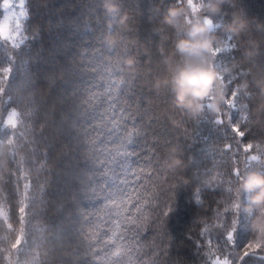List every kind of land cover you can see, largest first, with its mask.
<instances>
[{
  "label": "trees",
  "instance_id": "16d2710c",
  "mask_svg": "<svg viewBox=\"0 0 264 264\" xmlns=\"http://www.w3.org/2000/svg\"><path fill=\"white\" fill-rule=\"evenodd\" d=\"M172 3L173 0H25L23 42L13 47L0 39V68H11L0 95V174L5 177L2 186L6 192L5 200L0 193V207L7 211L9 205L13 222L17 221L19 191L14 177L4 171L5 165L13 168L15 161V144L9 138L20 141L19 131H25L32 138L25 141L26 167L35 172L41 160L46 165L40 174L46 177L45 186L28 202L26 242L20 250L25 264H94L87 230L105 202L100 185L107 183L112 187L113 180L101 175L102 166L86 156L90 126L99 119L106 99L101 97L89 106L84 102L90 92L106 87L100 77L113 66L117 55L126 57L122 62L129 69L134 65L132 57L136 60L135 74L123 73L125 82L117 93L138 108L134 125L138 133L129 148L140 155L128 157L125 162L135 165L148 154V148L156 150L153 162L162 160L160 167L178 184L172 210L165 220L170 258H179L181 264H206L207 258L197 246L198 241L202 242L201 221L211 224L218 206L223 207L218 201L225 196L230 199L223 187L209 186L206 179L212 169L219 170L222 145L234 144L230 125L215 123V114L224 107L225 81L233 76L236 79L228 85L229 93L235 85L247 81L253 95L250 98L244 91L239 93L237 107L231 110V123L258 102L257 82L264 80V0H196L202 5L198 15L213 20L212 34L219 37L216 47H230L224 34H231L234 39L230 43L236 45L215 59L208 58L222 79L206 98L197 101L203 105L200 110L175 104L173 76L183 64L177 60V56L182 57L177 42L186 36L190 25L185 23V15L188 13L191 18V9ZM209 4H217V9L211 10ZM173 8L178 14L169 16V9ZM214 24H220V28ZM117 34L124 42L132 40L135 46L124 52ZM174 35L176 55L170 52L162 57L159 48H170ZM164 36L168 39L163 40ZM161 61L169 64L171 70L164 79L156 80L166 72ZM114 74L121 75L118 70ZM206 100L210 107H205ZM171 101L191 118L182 113L161 112L170 107ZM12 108L20 111L24 125L31 124V129L21 126L14 132L4 126L3 120ZM259 111L264 117V108ZM41 125L43 131L37 132ZM261 135L257 126L244 139L257 140ZM29 143L36 144L35 151H28ZM228 155L224 153L223 159L227 160ZM38 183L39 178H34V186ZM258 190L242 189L250 198L244 203L251 205L259 232L264 231V218L256 216L255 210L260 206L252 201ZM231 215L227 214L229 218ZM245 222L242 211L241 226L235 233L238 248L250 237ZM211 235L223 245L222 230L213 229ZM8 239L10 234L0 222V243ZM151 241L149 232L143 242L150 246ZM244 264L264 261L249 257Z\"/></svg>",
  "mask_w": 264,
  "mask_h": 264
},
{
  "label": "snow or ice",
  "instance_id": "6c2138e0",
  "mask_svg": "<svg viewBox=\"0 0 264 264\" xmlns=\"http://www.w3.org/2000/svg\"><path fill=\"white\" fill-rule=\"evenodd\" d=\"M177 3L191 9L187 0H173L171 5ZM195 3L196 0H193V4ZM3 7H10L7 0ZM20 7L23 8L22 0ZM25 15L26 13L21 11L18 15L11 13L5 16L0 21V39L8 41L13 47H18L19 43L23 42L20 17ZM186 15L190 19V14L186 13ZM214 26L220 28V24H214ZM119 37L123 42L124 52H127L130 46H135L132 40L124 42L125 39ZM223 38L227 39L230 47H217L214 59L222 52L236 47L235 44L230 43L234 39L231 34H224ZM167 39V36L163 37V40ZM175 39L176 35L172 38L170 48L163 46L159 48L162 57L170 52L176 55ZM125 58L117 55L112 61L113 66L105 70V76L100 77L106 87L103 90L97 89L90 92L84 102L85 106H89L98 103L101 97L106 99L99 119L90 126V135L86 141V156L98 166H102L101 175L113 180L112 187H109L107 183L100 185L105 193V202L94 214L93 222L87 230L86 239L92 245L91 259L94 264H181L179 258H170V238L165 234V220L172 210L174 190L178 186L176 178L160 167L162 160L156 159L153 162V157L156 155L154 148H148V154L135 165L125 162L128 157L140 155L139 152L131 151L129 148L138 133V129L134 126L138 119V108L126 98L122 99L117 95L120 85L125 82L123 73L135 74L136 72L135 58L132 57L134 65L131 69L123 64L122 61ZM177 60L183 62L180 56H177ZM161 63L165 65L166 72L163 77H158L156 80L164 79L171 70L169 64L162 61ZM117 70L121 75L114 74ZM10 73V67L0 68V95L4 92ZM235 79L236 77L233 76L225 81L224 107L215 114V123L230 125L235 146L232 142H225L222 145V159L218 160L219 170H216L217 167L212 169L211 175L206 179L209 186L223 187L225 192L230 194V199L225 196L218 201V205L223 207L218 206L211 224L201 221L204 224L199 233L202 242L198 241L197 246L203 250V255L207 258L206 264H244L245 259L249 257L264 261V231H257L258 226L255 223L253 209L250 204L244 203L245 199L250 198L245 196L241 187L249 173L264 174V117L259 111L264 108V80L257 82L259 93L255 107L241 112L239 120L231 123V110L237 107L236 98L239 93L244 91L250 98L253 95L248 91L247 81L235 85L229 93L228 85ZM155 90L159 92L156 88ZM205 107H210V101H205ZM244 107L248 108V105L245 104ZM160 111L164 114L169 111L182 113L185 117L191 118L182 109H178L172 101L168 109ZM3 124L14 132L20 130L21 126L32 128L31 124L24 125L20 111L15 108L10 109ZM257 126L262 133L260 138L246 141L244 139L246 135ZM36 131L42 132L43 125ZM19 135L20 141H16L13 137L9 138V142L15 144L14 167L9 169L5 165L4 169L16 181L19 191L18 215L17 221L13 222L9 205L7 204V211L0 207V222L3 224V230L10 234V239L0 243V264H25V260L20 258V250L26 242L28 202L32 196L43 190L46 180V177L40 176L41 171L46 167L44 161L39 162L35 172L29 171L26 167L25 141H30L32 138L28 137L23 130L19 131ZM27 147L28 151H35L36 144L29 143ZM224 153L229 154L227 160L223 159ZM214 171L215 174H213ZM34 178H39L38 186H34ZM4 179V175L0 174V193L5 200L6 192L2 186ZM199 199L197 195L198 202ZM242 211L246 215L244 227L250 233V237L243 247L238 248L235 233L241 226ZM229 212L232 214L230 218L227 216ZM255 214L261 216V209H256ZM213 229L222 230L223 245L219 240L212 238ZM149 232L152 233V241L150 246H146L143 237ZM157 237H159V243Z\"/></svg>",
  "mask_w": 264,
  "mask_h": 264
},
{
  "label": "clouds",
  "instance_id": "9594fccd",
  "mask_svg": "<svg viewBox=\"0 0 264 264\" xmlns=\"http://www.w3.org/2000/svg\"><path fill=\"white\" fill-rule=\"evenodd\" d=\"M187 4L191 5V18L185 15V23L190 26L186 36L177 42V51L183 57V64L173 76L175 104L177 107L200 110L203 105L197 101L206 98L214 85L222 79L212 60L208 59L214 57L219 37L212 34L214 31L212 19L206 16L201 18L198 15L202 5L193 4V0H187ZM208 7L215 11L217 4H209ZM177 14V9H169V16ZM168 22L171 23V20L169 19ZM241 187L245 191L259 189L252 196V201L260 206V217L264 218V175L249 174Z\"/></svg>",
  "mask_w": 264,
  "mask_h": 264
},
{
  "label": "rangeland",
  "instance_id": "374dc122",
  "mask_svg": "<svg viewBox=\"0 0 264 264\" xmlns=\"http://www.w3.org/2000/svg\"><path fill=\"white\" fill-rule=\"evenodd\" d=\"M5 2L6 0H3L2 2L3 15L1 17V21L3 20L5 16L10 15L11 13H16L18 15L21 11L25 12V0H22V3H23L22 9L20 7L21 0H7V2L10 4V7L8 8L3 7ZM24 19H25V16L20 17L21 24H23ZM13 21H14V17H13ZM12 27L14 28V23L12 24ZM21 38H22V28H21Z\"/></svg>",
  "mask_w": 264,
  "mask_h": 264
}]
</instances>
